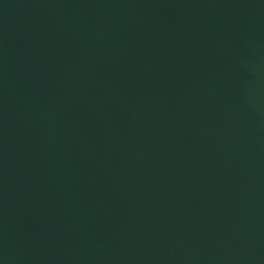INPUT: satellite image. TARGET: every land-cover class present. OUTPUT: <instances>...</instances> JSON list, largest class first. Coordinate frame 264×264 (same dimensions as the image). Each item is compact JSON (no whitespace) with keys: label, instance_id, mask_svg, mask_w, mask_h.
Wrapping results in <instances>:
<instances>
[{"label":"water","instance_id":"water-1","mask_svg":"<svg viewBox=\"0 0 264 264\" xmlns=\"http://www.w3.org/2000/svg\"><path fill=\"white\" fill-rule=\"evenodd\" d=\"M0 264H264V0H0Z\"/></svg>","mask_w":264,"mask_h":264}]
</instances>
